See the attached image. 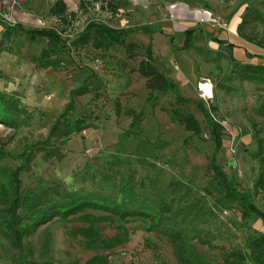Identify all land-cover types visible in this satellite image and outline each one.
<instances>
[{
    "label": "rangeland",
    "instance_id": "1",
    "mask_svg": "<svg viewBox=\"0 0 264 264\" xmlns=\"http://www.w3.org/2000/svg\"><path fill=\"white\" fill-rule=\"evenodd\" d=\"M54 1L0 0V91L19 99L32 112L29 125L17 130L0 123V165H16V153L22 152L25 145L47 137L49 125L70 100V91L90 71L102 79L104 87L75 96L69 116L90 113L99 118L68 140L53 143L54 148L42 146L31 169L21 174L24 193L40 191L53 183H60L78 195L97 191L85 167L89 165L93 170L117 154H122L125 173L135 166V156L144 155L161 169L162 184L176 177L201 192L211 175L207 164L213 150L206 121L194 102H177L169 88L153 89L147 99L150 91L147 84L155 78H151L152 69L145 74L137 70V65L149 44L154 71L168 74L183 97L202 102L224 126L217 161L229 179L237 180L239 188L252 190L258 176V162L252 156L258 147L256 135L264 136V116L255 114L254 109L260 108L259 103L264 100V85L240 80L228 61L227 47L213 38L232 42L235 45L232 55L239 64H264L263 58L248 54L264 56V49L238 34L264 38V21L251 17L249 23L241 24L246 13L259 10L264 14V0H121L114 12L105 6V0H64L68 11L75 12L62 34L67 43L89 21L115 28L147 27L153 32H133L126 37L132 58L127 57L126 47L117 45L102 51L93 50L90 45H73L69 50L54 48L53 57H64L60 70L35 68L46 39L36 37L30 41L17 30L6 40L3 27L15 22L26 29L57 26L58 22L47 14ZM186 29L201 33L191 40V47L177 49L180 40L183 44ZM199 82L209 85L207 95L201 93ZM179 107L194 114L200 125L198 135L185 131L178 122H171V110ZM130 109L143 113L136 127L130 126L133 119ZM125 130L131 133L121 140ZM135 168L137 177L144 175L141 168ZM98 179L99 174L95 181ZM105 192L114 196L110 190ZM206 200L208 204L212 202L209 197ZM252 201L264 211L262 192H257ZM217 215L212 226L223 229L226 222L228 225L240 222V212L235 206L218 211ZM145 224L140 217L120 221L114 215L92 210L65 219L55 218L25 240L21 255L0 236V264H26L30 257L51 264H161L162 261L176 264L165 239L145 231ZM247 224L249 232L264 233V222L257 215L252 214ZM245 229V226L238 231L231 228L234 233L229 239L213 243L228 248L240 241V233ZM197 249L208 262L220 260L215 249L205 245H197Z\"/></svg>",
    "mask_w": 264,
    "mask_h": 264
},
{
    "label": "trees",
    "instance_id": "2",
    "mask_svg": "<svg viewBox=\"0 0 264 264\" xmlns=\"http://www.w3.org/2000/svg\"><path fill=\"white\" fill-rule=\"evenodd\" d=\"M120 1L105 0V6H109L114 12ZM47 14L58 22L57 26L26 29L20 22H15L5 25L2 33L6 40L17 30L26 34L30 41L36 37H44L46 46L41 49L35 64V68L39 69L60 70L64 57H53L54 48L69 50L73 45L79 47L90 45L93 50L101 51L108 49L111 45H117L126 47L127 57L132 58L133 53L126 45V37L133 32L148 34L153 32L147 27L141 29L132 26L115 28L104 22L89 21L77 37L71 43H67V39L62 37V34L65 26L74 18L75 12L68 11L64 0H55L48 8ZM251 17L264 21V14L259 10H253L243 15L241 24L249 23ZM199 33L201 30L186 29L183 44L176 46L177 49L191 47V40ZM238 34L247 42L264 49V38L255 39L252 35L242 32ZM213 39L227 47L228 61L231 66L235 67L234 71L240 80L264 85V64H239L232 55L235 47L232 42L216 37ZM7 50L10 51V49ZM248 54L264 59L263 55ZM68 58L73 60L71 57ZM151 60L152 50L149 44L145 48L144 58L139 60L137 65V70L145 74H148V69H152L151 78H155L152 83L147 84L150 89L147 99L150 98L153 89L169 88L176 95L177 102L181 104L194 102L195 107L203 114L206 121L209 137L213 142V150L207 164L211 175L201 192L190 183L176 177H171L165 184H162L160 182L161 169L144 155H137L133 159L135 166L145 172L144 175L137 177L135 166L129 167L125 173L122 154H117L112 159L96 165L93 170L89 165L85 167V172L89 173V180L98 189L92 193L78 195L67 190L60 183H53L37 192H23L21 174L31 169L35 156L44 148L42 146L48 149L54 148L53 143L68 140L71 135L79 134L88 128L92 120L99 118L98 115L90 113H83L76 117L69 116L75 96L104 87L102 79L90 71L82 83L70 91V100L49 125L47 137L25 145L22 152L16 153L14 155L18 161L16 165H0V210L2 212L0 236L12 249L19 251L20 255L25 246V240L33 235L41 225L55 218L65 219L92 210L114 215L120 221H128L137 217L144 219L146 221L145 231L165 239L176 264H264V233L256 235L249 232L247 224L252 214L260 217L264 222V211L257 208L252 201L257 192L264 194V136L256 135L258 147L252 155L258 162V176L253 183L252 190H243L238 187L236 179L228 178L217 161V154L223 144L224 126L209 114L202 102L183 97L174 81L163 73L155 72L150 63ZM154 98L156 100V97ZM155 100L152 105H155ZM259 104L260 108H255L254 112L264 116V100H261ZM180 108L171 110L169 115L171 122H178L185 131L198 135L200 133L198 120L192 112ZM129 114L133 117L130 126H138L143 113H136L130 109ZM31 119L32 112L28 111L19 99L0 91L1 124L17 130L29 125ZM256 132L259 134L260 130L256 129ZM130 133L129 130H125L121 140ZM97 174H99V179L95 181ZM107 190H110L114 196L106 195ZM207 197L212 200L210 204L207 203ZM234 206L240 212V222L237 225L235 223L228 225L226 222L223 229L218 225L212 226L214 219L218 216V211ZM244 226L246 229L241 231L238 243L228 248L213 243L216 240L229 239L234 233L231 228L238 231ZM197 245H205L217 250L220 260L218 262L206 261L197 249ZM29 254H32L30 248ZM12 260L14 261V258ZM26 264L51 263L38 262L30 257ZM161 264L168 263L162 261Z\"/></svg>",
    "mask_w": 264,
    "mask_h": 264
},
{
    "label": "built area",
    "instance_id": "3",
    "mask_svg": "<svg viewBox=\"0 0 264 264\" xmlns=\"http://www.w3.org/2000/svg\"><path fill=\"white\" fill-rule=\"evenodd\" d=\"M203 84H207V83H201V82H199V89L201 90V93L203 94V95H207V91H205V89L202 87V85Z\"/></svg>",
    "mask_w": 264,
    "mask_h": 264
},
{
    "label": "bare ground",
    "instance_id": "4",
    "mask_svg": "<svg viewBox=\"0 0 264 264\" xmlns=\"http://www.w3.org/2000/svg\"><path fill=\"white\" fill-rule=\"evenodd\" d=\"M204 89H205V91H207V92H209L210 91V87H209V85L208 84H203V86H202Z\"/></svg>",
    "mask_w": 264,
    "mask_h": 264
},
{
    "label": "crops",
    "instance_id": "5",
    "mask_svg": "<svg viewBox=\"0 0 264 264\" xmlns=\"http://www.w3.org/2000/svg\"><path fill=\"white\" fill-rule=\"evenodd\" d=\"M180 39H182V37H180ZM178 42V41H177ZM182 44V41L180 40L179 42H178V45L180 46ZM168 75V74H167ZM166 75V76H167ZM179 76V75H178ZM188 76L190 77V74H188ZM190 79H191V77H190Z\"/></svg>",
    "mask_w": 264,
    "mask_h": 264
}]
</instances>
